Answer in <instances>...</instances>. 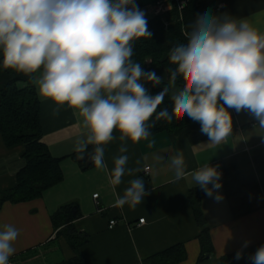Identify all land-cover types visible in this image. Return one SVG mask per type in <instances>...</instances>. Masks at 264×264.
Returning <instances> with one entry per match:
<instances>
[{
	"label": "clouds",
	"instance_id": "1",
	"mask_svg": "<svg viewBox=\"0 0 264 264\" xmlns=\"http://www.w3.org/2000/svg\"><path fill=\"white\" fill-rule=\"evenodd\" d=\"M184 34L186 43L168 53L174 66L167 69L168 84L152 95L145 84L158 86L164 77L133 60L135 42L152 35L135 0H0L3 66L29 76L41 99L54 105L53 115L67 107L81 118L87 131L75 142L79 158L87 155L96 169L108 172L105 146L119 140L109 182L119 186L125 175L135 177L115 199L121 208L134 209L148 194L136 175L140 161L128 167V142L148 141L155 121L178 117L198 125L207 141L190 146L194 157L226 142L233 129L229 109L248 112L264 130V33L247 17L207 10ZM178 78L183 87L171 95V112L157 111ZM169 170L175 181L191 176L210 198L221 187L218 166L207 162L189 172L182 149L170 158ZM19 236L14 225L0 226V264H10ZM249 260L264 264V245Z\"/></svg>",
	"mask_w": 264,
	"mask_h": 264
},
{
	"label": "crops",
	"instance_id": "2",
	"mask_svg": "<svg viewBox=\"0 0 264 264\" xmlns=\"http://www.w3.org/2000/svg\"><path fill=\"white\" fill-rule=\"evenodd\" d=\"M157 0H143L141 9L147 20L153 18L152 9ZM200 14L211 10L213 15L230 13L237 17H247L260 32L264 33V0H199ZM224 8L218 10L219 5ZM3 56L0 53V57ZM153 94L151 83L145 84ZM37 89V88H36ZM39 96V95H38ZM41 101V123L43 142L51 155L61 160L63 180L44 191L35 200L13 204L5 203L0 210V226L14 225L20 230L15 242L16 252L10 257L15 264H60L75 257V253L64 237L57 236L52 217L64 205H78L82 218L76 228L89 235V243L81 249L86 264H144L148 258L175 245L184 244L187 259L181 264H222L221 259L230 256L240 264H252L249 256L264 245V130L259 129L254 118L246 111L239 113L229 109L233 129L224 144L205 147L194 157L190 146L207 141L201 136L198 125L190 122V127L177 135L160 132L136 144L128 142V167H136L139 160L145 191L148 193L142 203L134 209L128 205L114 206L117 195H122L128 181L135 177L125 175L123 183L114 186L109 182L113 167V157L119 155V140L105 146V162L108 172L92 165L84 169L77 159L75 142L86 133L81 118L67 107L58 115H53L54 105ZM114 135L119 133L114 130ZM149 141H154L149 148ZM92 149L89 145L88 150ZM182 149L191 172L204 163L214 165L226 161L240 153L250 156L259 187L228 197L223 187L213 193V198L205 195L201 208L210 229L215 255L200 261L201 229L196 221L191 191L195 186L191 176L179 181L173 179L169 170L170 158ZM25 147H8L0 134V193L12 190L18 183V174L25 168ZM257 156L258 159L254 160ZM85 162L90 163L87 159ZM150 167L148 173L145 168ZM211 187V185H209ZM219 194L222 198L214 197ZM99 195L98 199L94 196ZM249 205L251 212L235 217L234 207ZM145 224L139 226V221ZM117 224L111 228V222ZM245 242L247 246L245 247Z\"/></svg>",
	"mask_w": 264,
	"mask_h": 264
},
{
	"label": "trees",
	"instance_id": "3",
	"mask_svg": "<svg viewBox=\"0 0 264 264\" xmlns=\"http://www.w3.org/2000/svg\"><path fill=\"white\" fill-rule=\"evenodd\" d=\"M140 9L145 4L143 0H135ZM199 0H192L182 17L175 9L166 16H154L147 20L148 30L152 33L150 38H140L134 44L133 60L141 63L146 71H155L164 80L158 86L151 84L153 94L160 92L168 84V68L174 67L168 62V53L174 44L186 43L185 30L187 25L200 14ZM165 21L169 26H165ZM183 87L182 79L178 78L175 86H169V93L165 96L158 110L167 108L171 112L173 104L171 95L174 89ZM154 120V117L152 118ZM190 127V122L182 123L181 118L173 117L171 123L165 120L155 121L151 128L152 135L160 132L179 134ZM0 134L8 147L23 145L25 147V168L18 174V183L10 191L0 193V210L7 203L19 204L40 198L44 191L59 184L63 180L61 160L54 158L47 145L43 142V129L41 123V101L36 86L29 76L6 69L3 66V56L0 57ZM151 135V136H152ZM92 149L88 150L89 152ZM84 169L93 164L80 159ZM88 158V157H87ZM258 157L255 156L254 160ZM224 173L220 183L226 195L232 197L244 191L259 187V182L252 166L250 156L240 153L224 161ZM204 191L199 188L191 191L190 202L193 207L196 221L201 229L199 241L201 245L200 261L208 256L215 255L210 229L201 208ZM251 212L249 205L234 207L232 213L235 217ZM82 218L78 205L67 204L62 206L52 217L57 236L64 237L75 257L60 264H86L81 249L89 243V235L76 228V222ZM184 244L175 245L147 260L144 264H181L187 259ZM222 264H240L236 259L226 256L221 259Z\"/></svg>",
	"mask_w": 264,
	"mask_h": 264
},
{
	"label": "built area",
	"instance_id": "4",
	"mask_svg": "<svg viewBox=\"0 0 264 264\" xmlns=\"http://www.w3.org/2000/svg\"><path fill=\"white\" fill-rule=\"evenodd\" d=\"M192 0H157L155 4L153 5L152 14L153 16H166L169 13L173 12L175 9L180 13L181 17L183 12L187 9V7L190 5ZM224 8V5L220 4L218 7V10H222ZM165 26H169V22L165 21ZM252 126H256V124H253ZM212 166H218V171L221 173V175L224 173V163L218 162ZM150 171V167L145 168V172L148 173ZM95 199L99 198V195L94 196ZM111 228L114 227L117 222L112 221ZM145 224V219H142L139 221V226ZM10 264H15V262L10 258Z\"/></svg>",
	"mask_w": 264,
	"mask_h": 264
},
{
	"label": "water",
	"instance_id": "5",
	"mask_svg": "<svg viewBox=\"0 0 264 264\" xmlns=\"http://www.w3.org/2000/svg\"><path fill=\"white\" fill-rule=\"evenodd\" d=\"M85 159H87V157H86ZM208 258H210V256H208L207 259H208Z\"/></svg>",
	"mask_w": 264,
	"mask_h": 264
},
{
	"label": "rangeland",
	"instance_id": "6",
	"mask_svg": "<svg viewBox=\"0 0 264 264\" xmlns=\"http://www.w3.org/2000/svg\"><path fill=\"white\" fill-rule=\"evenodd\" d=\"M177 89H174V92L176 91Z\"/></svg>",
	"mask_w": 264,
	"mask_h": 264
}]
</instances>
